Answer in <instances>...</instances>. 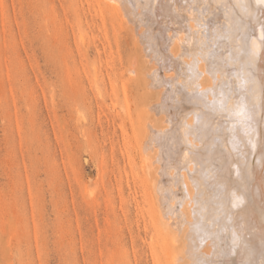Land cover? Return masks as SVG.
Segmentation results:
<instances>
[{
    "label": "rangeland",
    "instance_id": "1",
    "mask_svg": "<svg viewBox=\"0 0 264 264\" xmlns=\"http://www.w3.org/2000/svg\"><path fill=\"white\" fill-rule=\"evenodd\" d=\"M96 9L0 0V264H170L177 252L142 169L146 124L163 125L151 67L121 18Z\"/></svg>",
    "mask_w": 264,
    "mask_h": 264
},
{
    "label": "bare ground",
    "instance_id": "2",
    "mask_svg": "<svg viewBox=\"0 0 264 264\" xmlns=\"http://www.w3.org/2000/svg\"><path fill=\"white\" fill-rule=\"evenodd\" d=\"M93 1L151 67L163 125L146 124L142 169L177 244L168 262L264 264V0Z\"/></svg>",
    "mask_w": 264,
    "mask_h": 264
}]
</instances>
